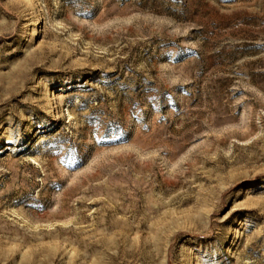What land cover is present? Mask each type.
I'll list each match as a JSON object with an SVG mask.
<instances>
[{
    "label": "rangeland",
    "instance_id": "374dc122",
    "mask_svg": "<svg viewBox=\"0 0 264 264\" xmlns=\"http://www.w3.org/2000/svg\"><path fill=\"white\" fill-rule=\"evenodd\" d=\"M0 264H264V0H0Z\"/></svg>",
    "mask_w": 264,
    "mask_h": 264
}]
</instances>
